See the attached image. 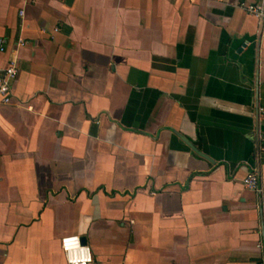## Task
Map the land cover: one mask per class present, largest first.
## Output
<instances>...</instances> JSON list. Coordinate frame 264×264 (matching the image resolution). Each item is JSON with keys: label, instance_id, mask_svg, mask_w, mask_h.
<instances>
[{"label": "crops", "instance_id": "1", "mask_svg": "<svg viewBox=\"0 0 264 264\" xmlns=\"http://www.w3.org/2000/svg\"><path fill=\"white\" fill-rule=\"evenodd\" d=\"M262 1L0 0V264H264Z\"/></svg>", "mask_w": 264, "mask_h": 264}, {"label": "built area", "instance_id": "2", "mask_svg": "<svg viewBox=\"0 0 264 264\" xmlns=\"http://www.w3.org/2000/svg\"><path fill=\"white\" fill-rule=\"evenodd\" d=\"M246 10L254 15L259 23L262 32L264 33V1L259 3H250L245 5ZM24 10H21V15ZM4 39L0 37V45H3ZM22 42V41H21ZM1 46V50H3ZM18 75L17 62L12 60L5 68L3 75L0 78V95L4 103L12 101V86L11 82ZM262 150L264 151V135L262 137ZM244 185L252 190H259V178L255 171L250 172L244 179ZM62 248L65 252L68 264H92L93 254L89 245L84 244L82 238L78 235H69L62 238Z\"/></svg>", "mask_w": 264, "mask_h": 264}, {"label": "water", "instance_id": "3", "mask_svg": "<svg viewBox=\"0 0 264 264\" xmlns=\"http://www.w3.org/2000/svg\"><path fill=\"white\" fill-rule=\"evenodd\" d=\"M82 241L84 244H87V240L84 237H82Z\"/></svg>", "mask_w": 264, "mask_h": 264}]
</instances>
